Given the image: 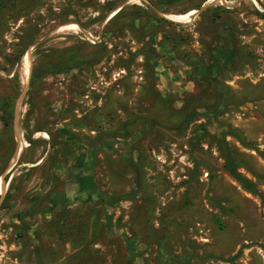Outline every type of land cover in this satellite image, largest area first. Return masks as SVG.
Returning a JSON list of instances; mask_svg holds the SVG:
<instances>
[{
	"label": "rangeland",
	"instance_id": "rangeland-1",
	"mask_svg": "<svg viewBox=\"0 0 264 264\" xmlns=\"http://www.w3.org/2000/svg\"><path fill=\"white\" fill-rule=\"evenodd\" d=\"M2 92L0 264H264V0H2Z\"/></svg>",
	"mask_w": 264,
	"mask_h": 264
},
{
	"label": "trees",
	"instance_id": "trees-1",
	"mask_svg": "<svg viewBox=\"0 0 264 264\" xmlns=\"http://www.w3.org/2000/svg\"><path fill=\"white\" fill-rule=\"evenodd\" d=\"M2 0H0V4H1ZM163 19V18H162ZM165 20V19H164ZM224 59H228L230 58V55L227 54L226 52ZM4 93H0V98L4 97ZM11 96L8 95V98H10ZM6 125H9V121H5ZM31 142V140L29 141ZM12 146V143H11ZM222 149L224 150V157H225V166L226 168L229 170L230 174L240 183V185L246 189L247 191L253 193V194H258L260 195L257 187H256V183L250 179H248L247 177L243 176L239 171H238V163L236 161V155L235 153H233V151H231L230 149L226 148L225 146L222 147ZM257 178H260L261 175H256ZM261 196V195H260ZM5 202V198L2 199V202L0 204V207L3 206Z\"/></svg>",
	"mask_w": 264,
	"mask_h": 264
},
{
	"label": "crops",
	"instance_id": "crops-1",
	"mask_svg": "<svg viewBox=\"0 0 264 264\" xmlns=\"http://www.w3.org/2000/svg\"><path fill=\"white\" fill-rule=\"evenodd\" d=\"M81 189H84V188H81ZM92 190H93V189H91V191H92ZM94 190H95V188H94ZM48 202H49V200H47V202H46V203L48 204Z\"/></svg>",
	"mask_w": 264,
	"mask_h": 264
},
{
	"label": "bare ground",
	"instance_id": "bare-ground-1",
	"mask_svg": "<svg viewBox=\"0 0 264 264\" xmlns=\"http://www.w3.org/2000/svg\"><path fill=\"white\" fill-rule=\"evenodd\" d=\"M2 200V198H0V201Z\"/></svg>",
	"mask_w": 264,
	"mask_h": 264
},
{
	"label": "water",
	"instance_id": "water-1",
	"mask_svg": "<svg viewBox=\"0 0 264 264\" xmlns=\"http://www.w3.org/2000/svg\"><path fill=\"white\" fill-rule=\"evenodd\" d=\"M203 7H201V9H202Z\"/></svg>",
	"mask_w": 264,
	"mask_h": 264
}]
</instances>
